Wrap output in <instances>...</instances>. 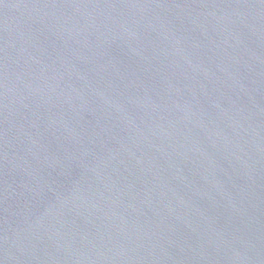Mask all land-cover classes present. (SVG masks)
Instances as JSON below:
<instances>
[{"label":"water","instance_id":"1","mask_svg":"<svg viewBox=\"0 0 264 264\" xmlns=\"http://www.w3.org/2000/svg\"><path fill=\"white\" fill-rule=\"evenodd\" d=\"M0 264H264V0H0Z\"/></svg>","mask_w":264,"mask_h":264}]
</instances>
